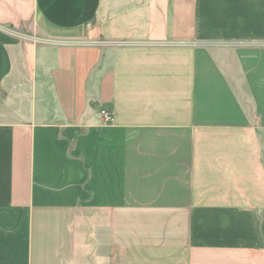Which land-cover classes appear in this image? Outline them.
I'll return each instance as SVG.
<instances>
[{"label": "crops", "instance_id": "1", "mask_svg": "<svg viewBox=\"0 0 264 264\" xmlns=\"http://www.w3.org/2000/svg\"><path fill=\"white\" fill-rule=\"evenodd\" d=\"M0 264H264V0H0Z\"/></svg>", "mask_w": 264, "mask_h": 264}, {"label": "built area", "instance_id": "2", "mask_svg": "<svg viewBox=\"0 0 264 264\" xmlns=\"http://www.w3.org/2000/svg\"><path fill=\"white\" fill-rule=\"evenodd\" d=\"M101 115L105 123H111L113 121V115L110 109L103 108Z\"/></svg>", "mask_w": 264, "mask_h": 264}]
</instances>
